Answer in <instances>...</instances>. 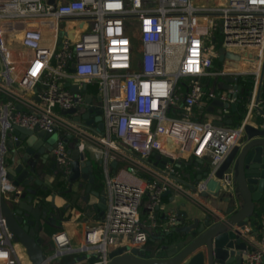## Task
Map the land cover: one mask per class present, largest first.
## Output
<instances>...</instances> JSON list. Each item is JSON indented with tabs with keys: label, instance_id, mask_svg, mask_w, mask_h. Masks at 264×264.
Instances as JSON below:
<instances>
[{
	"label": "built area",
	"instance_id": "built-area-1",
	"mask_svg": "<svg viewBox=\"0 0 264 264\" xmlns=\"http://www.w3.org/2000/svg\"><path fill=\"white\" fill-rule=\"evenodd\" d=\"M61 21L66 24L59 46ZM219 47L224 48L220 61ZM263 63L264 0L216 5L208 0H0V87L30 103L25 111L13 98H0V192L14 190L4 160L8 141L18 138L14 124L57 132L53 152L65 177L71 139L104 170L106 208L87 226L80 250L96 248L98 262H105L109 248L144 246L154 229L167 230L178 221L176 211L162 207L166 191L207 206L206 180L216 177L245 124L264 118V86L257 94ZM236 75L239 80L253 76L247 99H240L235 82L219 86L225 76ZM86 93L92 95L89 103ZM214 98L229 104L241 100L242 118L217 124L204 117ZM88 106L102 108V131L75 118ZM68 108L75 110L63 111ZM227 112L222 107L219 119ZM95 115L93 109L90 116ZM204 156L208 173L191 183L184 166L190 161L197 166L193 159ZM218 179L223 192L234 191L232 169ZM255 227L247 222L242 229L241 264L264 262V218ZM12 236L0 214V264H21ZM53 240L60 252L72 249L63 231Z\"/></svg>",
	"mask_w": 264,
	"mask_h": 264
},
{
	"label": "water",
	"instance_id": "water-1",
	"mask_svg": "<svg viewBox=\"0 0 264 264\" xmlns=\"http://www.w3.org/2000/svg\"><path fill=\"white\" fill-rule=\"evenodd\" d=\"M49 1L54 2V0ZM57 43L61 46V35ZM218 50L220 61L224 48L219 47ZM70 70L73 71V67H70ZM263 72L264 63L261 75ZM238 80L237 75L225 76L219 86L229 88L230 82H235L240 99L241 97L247 99L250 90L242 88ZM65 86L72 91L78 90L70 82H66ZM261 86H264V77L257 88V94ZM85 88L86 84L83 85V89ZM34 90L37 91V88ZM91 97L90 93L85 94L86 103L90 102ZM210 103V108L213 109L215 106L218 112L222 111V107L229 108L230 112L225 113L222 120L219 118L214 120L217 124L234 123L235 118L232 117V113L238 112L240 105H243L240 100L229 104L217 98L212 99ZM93 109L96 115L91 117L90 112ZM74 110V108H68L63 111L71 113ZM261 112L264 113V102ZM101 113L102 108L88 106L86 112L75 118L82 117L86 123L102 131L104 122L101 120ZM12 133L18 138L8 141L9 145H14V149L11 160L6 162L5 177L11 181L14 190L7 193L0 192V214L4 216L13 233L12 240L24 246L32 264H53V259L64 252L57 249L47 252L39 232L42 228L41 220L49 223L50 217L60 218V215L49 208V206L54 207V202L51 201L50 205L46 206L36 198L37 188L35 187L41 184L39 174L45 169L48 161L51 162L52 169L56 168L61 171L53 152L56 142L48 145V139L53 132L38 126L27 128L14 124ZM69 152L70 168L67 180L73 182L83 179L87 181V188H91L95 181V173L88 151L81 147L80 141H76L75 146ZM203 158H196L195 163H202ZM111 164L115 166L116 161H112ZM208 168L206 166L197 175L195 182L207 175ZM226 169H232L235 187L234 191L224 192L225 194L221 195V183L218 178L223 176ZM215 176L206 180L204 194H210L214 198H221L229 203V207L224 212L215 210L205 213L204 216L190 217L177 211L178 221L165 230L163 238L151 239V244L140 247L122 244L109 248L104 253L105 262H98L100 253L96 251V248L82 249L91 250L87 260L92 264H214L215 262L241 264V250L246 247L242 229L256 212V203L264 193V118L261 115L255 116L252 123L245 124L239 141L225 155L215 171ZM235 190L244 200L239 208L235 200ZM168 192L166 191L164 195ZM93 193L98 199L91 204L99 209L102 215L106 208L105 191L104 189L93 190ZM220 213L224 216L221 217Z\"/></svg>",
	"mask_w": 264,
	"mask_h": 264
},
{
	"label": "crops",
	"instance_id": "crops-1",
	"mask_svg": "<svg viewBox=\"0 0 264 264\" xmlns=\"http://www.w3.org/2000/svg\"><path fill=\"white\" fill-rule=\"evenodd\" d=\"M73 24H77L78 22L75 20L71 21ZM252 61V66H253ZM20 91V90H18ZM21 93L23 91H20ZM25 96L28 97L30 95V92H24ZM0 98L1 99H9L13 98V96L7 94L5 92V89L0 87ZM15 105L18 109L21 110H29L30 109V103L27 101V98H13ZM205 108L208 109V111H212L217 109L216 107L211 109L210 106H206ZM203 115L205 116V109L203 112ZM234 117V114H233ZM77 140L72 141V148L75 146ZM8 145V152L6 158L4 160H11L12 156V150L14 149V145L11 146ZM83 149L86 147L84 145L81 146ZM88 151V150H87ZM5 153V154H6ZM5 157V156H4ZM190 160V159H189ZM208 163V158H203L202 163H198V165H194L192 161L186 163L185 173L190 172L191 179L187 178L191 183L195 181L197 178V175L203 171ZM53 164V163H52ZM51 162L48 161V163L45 165V169L40 172L39 176L41 179V184L36 185L37 188V199L44 198L46 201L47 206L50 205V202H54V207L49 206V208L53 211H57V214L60 215V218L54 217L58 221L52 222V219H49L51 224H44V220H41V231L39 232V235L43 238V241L45 243H49L48 246L52 248V252L56 249L55 242L53 240V235L58 231H63L67 234L70 246L72 249L70 251L64 252L63 254L59 255L56 259H53V264H92L87 260V257L91 253V250H78L80 249V246L84 244V235L87 226L94 225L97 223V221L101 218V214L99 209H96L91 202H96L98 199L97 196L93 193V190H100L104 189L101 185H99L96 180L92 184L91 188H87V181L83 179H77L73 182H69L67 180V176L64 178L66 179L65 186L66 188L63 190H57L52 191L49 194H47L45 197L42 196L41 191L46 190L48 188H51L53 184L56 182L55 178L57 176L58 170L56 168L51 167ZM186 177V175H185ZM96 182V183H95ZM235 200L237 203V207L239 208L241 204L243 203V199L240 197L239 192L235 190ZM225 193L222 191L221 195H224ZM164 198H166V203L162 204V207L165 211H180L181 213H185L190 217L193 216H204L205 213L209 212L210 208H215V210H218L220 212H224L229 207V203H227L224 200H221V198H214L210 194H205L204 200L207 202V206H200L196 202L192 200L187 195L184 194H173L169 193L168 195H165ZM87 199L89 201H87ZM216 199V204H214L213 200ZM199 207H197V206ZM207 207V208H206ZM59 211L62 213H59ZM162 214V212H159ZM158 213V214H159ZM222 214V213H221ZM159 218H162V215ZM261 218H264V211L260 215H257L255 212L250 219V224L252 227H255L256 222L260 220ZM256 228V227H255ZM158 230L165 231V229L158 228ZM157 235V232H152V234L149 236L148 241L145 243V245L151 244V239H159V236ZM158 237V238H157ZM20 245V243L18 244ZM16 250V249H15ZM84 252V255H76L81 252ZM18 256V255H17ZM18 260L21 263V260L18 256ZM22 264V263H21ZM264 264V262H263Z\"/></svg>",
	"mask_w": 264,
	"mask_h": 264
},
{
	"label": "rangeland",
	"instance_id": "rangeland-1",
	"mask_svg": "<svg viewBox=\"0 0 264 264\" xmlns=\"http://www.w3.org/2000/svg\"><path fill=\"white\" fill-rule=\"evenodd\" d=\"M223 0H208V3H209V5H216V4H219V3H221ZM65 24H66V22L65 21H61V22H59V34L60 35H63L64 34V31H63V29H64V26H65ZM217 34L219 35V33H218V31H217ZM135 41H137V40H135ZM229 56H231V57H238V55L237 54H235V53H227ZM220 79H221V77H219ZM72 85L73 86H75L76 88H78V85L76 84V83H72ZM88 89L91 91V92H95V89L92 87V86H89L88 87ZM204 112V111H203ZM205 113H206V115L204 116V117H206V118H208V119H211V120H215V119H218L219 117H220V112H218L217 111V109H215V110H212V111H208V109L207 108H205ZM243 113H244V109H243V111H242V113H241V115L238 117V118H235V122H237V121H239L241 118H242V115H243ZM57 132H53L52 133V135L49 137V139H48V145L50 146L52 143H54L55 141H56V139H57ZM67 140V139H66ZM68 141V140H67ZM70 141H73L72 139L70 140ZM8 152V151H7ZM6 156H7V153L5 154V158H6ZM6 162H7V160H6ZM92 162H93V171H94V173H95V180H96V182L99 184V185H101L102 186V188H105V176H104V170H103V166H102V164L98 161V160H96V159H92ZM184 168H186V165L184 166ZM184 171H185V169H184ZM58 172L59 173H61V171H59L58 170ZM62 174V173H61ZM186 178H189V180L191 179V176H190V172H187L186 174ZM62 177H64L63 175H62ZM95 182V183H96ZM205 197V196H204ZM163 203L165 204L166 203V198H163ZM214 202V204H216V199L215 200H213ZM197 206V205H196ZM198 207V206H197ZM199 208V207H198ZM140 212H141V214H142V216H143V213H142V208H140ZM50 219H52V222H55V221H58V219L56 220L54 217H50ZM44 224H46L45 222H44ZM47 224H51L50 222L49 223H47ZM154 232H157V235H159V236H164V235H162L161 234V231L160 230H158V229H154V231H153V233ZM152 234V233H151ZM150 234V235H151ZM149 235V236H150ZM158 236V237H159ZM157 237V238H158ZM159 238H162V237H159ZM44 242V247L46 248V251L47 252H51L52 251V248L51 247H49L48 246V242L47 243H45V241H43ZM19 244V242H16V241H13V245H14V247H15V249H16V252H17V255L19 256V258H20V260H21V263L22 264H32L31 262H30V260L28 259V256H27V254H26V251H25V248H24V246L20 243V245H18ZM76 255H86V254H84V252L82 251L81 253H79V254H76ZM52 263H53V261H52Z\"/></svg>",
	"mask_w": 264,
	"mask_h": 264
},
{
	"label": "trees",
	"instance_id": "trees-1",
	"mask_svg": "<svg viewBox=\"0 0 264 264\" xmlns=\"http://www.w3.org/2000/svg\"><path fill=\"white\" fill-rule=\"evenodd\" d=\"M239 82L241 83L242 88H244L245 90L246 89H250L251 83H252V77L249 76V75L248 76H243V77L240 78ZM245 90H244V93H245ZM243 109L245 110L244 105H240L238 112L234 113V117L238 118L241 115ZM193 160H195V159H193ZM55 181L56 182L53 184V186L51 188H48L46 190H42L41 191V194H42L43 197H45L47 194H49L52 191H57V190H61V189L64 190L66 188L65 183L67 181H66V179L64 177H62L61 173L57 172V176L55 178ZM39 200L42 202L43 205L47 206L48 203H46L44 198H41ZM263 211H264V193L262 195V198L256 203V213H257V215L261 216V213ZM159 215L161 217L162 214L159 213L158 217H159ZM46 226H47V223H46ZM161 234L165 236V231H161Z\"/></svg>",
	"mask_w": 264,
	"mask_h": 264
},
{
	"label": "bare ground",
	"instance_id": "bare-ground-1",
	"mask_svg": "<svg viewBox=\"0 0 264 264\" xmlns=\"http://www.w3.org/2000/svg\"><path fill=\"white\" fill-rule=\"evenodd\" d=\"M242 66V65H241Z\"/></svg>",
	"mask_w": 264,
	"mask_h": 264
}]
</instances>
